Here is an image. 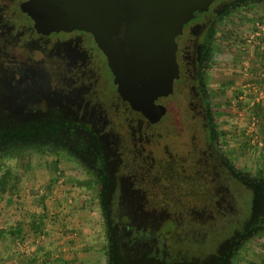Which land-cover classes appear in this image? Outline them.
Segmentation results:
<instances>
[{
	"label": "flooded vegetation",
	"instance_id": "obj_1",
	"mask_svg": "<svg viewBox=\"0 0 264 264\" xmlns=\"http://www.w3.org/2000/svg\"><path fill=\"white\" fill-rule=\"evenodd\" d=\"M21 10V0H0V169L41 156L69 166L92 202H101L105 264H255L264 247V164L231 147L215 86L227 43L248 18L264 14V0L221 1L193 41L195 92L214 165L228 180L223 199L204 214L167 213L146 195L125 193L108 132L89 102L91 91L67 76L85 56L76 42L38 39L22 29ZM44 123L48 130L40 135ZM8 124L15 129L10 139Z\"/></svg>",
	"mask_w": 264,
	"mask_h": 264
},
{
	"label": "water",
	"instance_id": "obj_2",
	"mask_svg": "<svg viewBox=\"0 0 264 264\" xmlns=\"http://www.w3.org/2000/svg\"><path fill=\"white\" fill-rule=\"evenodd\" d=\"M221 1L21 0L22 29L76 42L85 56L67 76L91 91L125 193L167 213L204 214L228 181L214 165L191 55Z\"/></svg>",
	"mask_w": 264,
	"mask_h": 264
},
{
	"label": "rangeland",
	"instance_id": "obj_3",
	"mask_svg": "<svg viewBox=\"0 0 264 264\" xmlns=\"http://www.w3.org/2000/svg\"><path fill=\"white\" fill-rule=\"evenodd\" d=\"M261 18L264 14L248 18L235 31L223 53L215 87L222 127L231 147L241 158L264 164L263 133L258 127L260 122L252 119L257 118V109L243 108L238 99L239 90L235 89L241 86L246 71L243 65L246 56L241 48ZM253 72L256 73V68ZM47 126V123L38 126L40 135L46 134ZM9 127L8 124V130ZM261 142L263 144L259 145ZM3 167L0 169V182L8 174L10 180H15L17 191L0 192V264H45L50 257L45 254L51 242L48 238L52 239L53 234L91 237L95 241L92 247L98 254L94 260L91 258L90 264H105L95 201L92 202L89 190L69 166L58 162L56 157L41 156L8 162ZM6 228L8 235L3 234ZM72 257L66 260L67 264L69 261L73 264ZM254 262L264 264V247L254 256ZM50 263L55 264L54 261Z\"/></svg>",
	"mask_w": 264,
	"mask_h": 264
},
{
	"label": "crops",
	"instance_id": "obj_4",
	"mask_svg": "<svg viewBox=\"0 0 264 264\" xmlns=\"http://www.w3.org/2000/svg\"><path fill=\"white\" fill-rule=\"evenodd\" d=\"M249 38L250 35L246 36V43L241 48L242 53H244L246 56L244 58L246 60L243 62L246 71L242 76L243 81L241 82V86L235 89L239 90L237 92L240 94L238 99L241 100L243 108L246 107V110H252L254 107H256L257 111L255 112L257 118L252 117V119H257L258 122H260L258 123V127L261 128L260 131L263 133L262 140L264 141V36L259 38L257 43H249ZM254 68H256L255 74L253 72ZM256 122L253 123V126L256 125ZM261 144H263V142H261L259 145ZM65 203L66 202L63 204ZM53 233H55V231H53ZM3 234H9V232H7V228L3 231ZM48 239L51 242L50 245L47 246L48 250L45 251V254H47V256L50 255V257L49 261L45 262V264H51L50 261H54L55 264H65L66 260L72 256V259L74 258V260H71L73 264H90L91 258L94 260L96 258L95 255L98 254L95 252L97 251L96 248L94 247V249L92 247V245L94 246L95 241H93L92 238H89L87 235L81 236L79 234L78 238H75L74 235L66 236L65 234H53L52 239ZM83 247H85L86 251L82 250ZM5 249H7V247H5ZM55 250L57 252L53 254ZM59 252L62 254V256L59 254ZM68 264H71L70 261Z\"/></svg>",
	"mask_w": 264,
	"mask_h": 264
},
{
	"label": "trees",
	"instance_id": "obj_5",
	"mask_svg": "<svg viewBox=\"0 0 264 264\" xmlns=\"http://www.w3.org/2000/svg\"><path fill=\"white\" fill-rule=\"evenodd\" d=\"M39 126H42V124H40ZM25 130H26V128H24L23 135H22V138H24V139L27 137V134L25 133L26 132ZM14 132H15V129H9V130H7L9 139L12 138V137H15ZM8 177H9V175L8 174H5L3 176V178H1L2 180L0 182V192L2 191L3 193H6V192L9 191V192L13 193V192H16L17 191L16 190V185L17 184H16L15 180L14 179L10 180ZM13 180H14L15 184H13L14 182L12 183ZM11 183L13 184L12 187L10 186Z\"/></svg>",
	"mask_w": 264,
	"mask_h": 264
},
{
	"label": "built area",
	"instance_id": "obj_6",
	"mask_svg": "<svg viewBox=\"0 0 264 264\" xmlns=\"http://www.w3.org/2000/svg\"><path fill=\"white\" fill-rule=\"evenodd\" d=\"M262 36H264V18H261L254 24L253 32L248 39L249 43H257Z\"/></svg>",
	"mask_w": 264,
	"mask_h": 264
}]
</instances>
